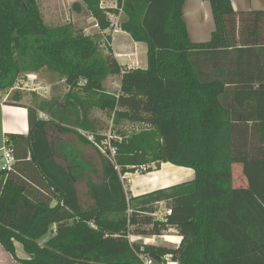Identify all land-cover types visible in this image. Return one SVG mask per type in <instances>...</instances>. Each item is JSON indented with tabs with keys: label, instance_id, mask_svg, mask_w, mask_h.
Masks as SVG:
<instances>
[{
	"label": "trees",
	"instance_id": "trees-1",
	"mask_svg": "<svg viewBox=\"0 0 264 264\" xmlns=\"http://www.w3.org/2000/svg\"><path fill=\"white\" fill-rule=\"evenodd\" d=\"M185 1H123L120 28L146 46V67L123 69L111 51L98 56L99 35L71 24L47 25L37 0H0V91L43 69L70 88L65 108L57 98L35 99L27 106L28 133L5 134L15 162L0 172V243L13 259L142 264L141 253L155 262L170 253L179 264H264V10L235 11L230 0H203L210 4L213 30L208 40L195 42ZM98 3L81 0L73 7L89 11L103 31L110 21ZM113 75L121 76L120 88L109 96L102 83ZM20 99L14 90L4 102L18 105ZM93 107L112 116L109 132L122 139L113 142L114 159L62 125L96 129ZM38 110L49 119H39ZM47 123L58 133L74 132L99 154L101 180L87 183L90 203H81L75 187L81 173L76 158L54 152ZM152 163L194 174L129 195L121 175L130 167L150 172ZM236 163L244 187L233 185ZM160 205L166 212L156 218ZM170 229L180 237L176 248L129 241ZM47 233L53 235L39 244ZM14 242L27 258L17 257Z\"/></svg>",
	"mask_w": 264,
	"mask_h": 264
},
{
	"label": "rangeland",
	"instance_id": "rangeland-1",
	"mask_svg": "<svg viewBox=\"0 0 264 264\" xmlns=\"http://www.w3.org/2000/svg\"><path fill=\"white\" fill-rule=\"evenodd\" d=\"M122 1V0H121ZM124 1V0H123ZM38 6L40 11L43 14L44 21L49 26H58L63 24H71L76 29L82 30L84 34L87 35H99L100 37V45L98 50V56H106L109 51L112 52L114 57L117 59L118 63L121 65L123 69L129 68H143L146 66V46L142 42H135L128 32L123 31L122 29L115 33L114 36L109 33V29L100 30L99 26H96V20L91 15L89 11L83 8L80 11L74 9L73 4L75 2H80L81 0H37ZM191 2V0H190ZM210 8V4L208 1H205ZM198 5V3H195ZM211 11V10H210ZM125 15L122 14L121 22L125 20ZM189 19V17H188ZM211 24V19L209 21ZM212 26V25H211ZM110 34V38L107 35ZM191 40H206L208 38H190ZM139 43V44H136ZM31 75H35L36 79L34 83H31L29 86L23 87V84L20 86L21 88L11 89L8 90H1L0 91V98H4L8 93H13L14 90L19 92L22 96V100L25 102L34 100H49L50 98H57L59 102V109L65 108L64 105H68L70 100L66 97L69 93V86L65 81V78L60 77L57 74L49 73L47 70H40L37 73H28ZM26 76V74L24 75ZM120 75H113L108 76L102 83L103 93L106 95H117L120 88ZM31 94H35L32 96ZM0 99V151L5 145V137L4 132L5 129H10L11 127L14 129H21L25 118L21 112L16 109H7L4 107L2 100ZM71 101H74L73 99ZM68 112L66 117L70 120H73L75 115L73 110L66 109ZM93 117L98 120L96 129L88 130L76 125H70L72 130H75L77 133H80L89 139H92L97 143L96 146L100 149L103 153L108 155L111 159H114V151L115 144L113 142H120L122 139L117 138L116 136L112 135V139H110L108 132L113 127L112 123V116L104 110L98 109L97 107H93L91 109ZM72 112V113H70ZM60 115H62L60 113ZM57 121V119L55 120ZM5 123V127L2 124ZM127 127V130H135L136 128L123 125ZM125 128V127H124ZM48 136L50 140L55 144H63L64 150L68 152H72L74 158L77 157L76 152L80 151L81 147L78 146L75 142L74 137L71 135L66 138L60 139L55 134L54 129L52 126H48ZM114 133V132H112ZM99 139H97V136ZM112 141V143H110ZM9 142H6V144ZM70 145V146H69ZM54 148V147H53ZM57 148L54 149V151ZM76 151V152H75ZM84 157L87 158L86 160L91 164H95L96 168L98 167V156L94 152V150L90 147H87L84 150ZM151 170L150 172H145L146 166L139 167L138 169L134 167H130L129 171L121 175L124 188L129 195L141 192L142 190L146 189L143 185L149 184L150 187L158 186V179L157 174L161 176L168 177L169 179H165L164 184L169 182L178 181V179H171L172 172H177L181 174L182 178L189 177L190 170L183 169V173H180V170L174 171L176 168L172 166V164L164 163L160 164L157 168L156 164H150ZM160 170V171H159ZM179 171V172H178ZM97 172V171H96ZM154 172V173H153ZM97 178V175H95ZM161 177V178H162ZM164 178V177H163ZM232 178H233V185L235 187H244L246 186V179L242 173V166L239 163L232 165ZM97 180V179H96ZM162 180V179H161ZM188 180V179H187ZM78 186L80 191L84 194L85 191V178H81L78 182ZM85 197V196H84ZM86 198V197H85ZM84 204H87V200L83 199ZM166 212L163 205H160L159 210L155 214L156 218H162L164 213ZM174 229H170L168 232L173 234ZM176 232V231H175ZM53 234L47 233L43 236L38 242L39 244L43 245L44 241L50 238ZM169 239H155V243H161L162 241H167ZM130 241V239H129ZM169 240L168 242H170ZM15 252L18 258H26L27 254L24 252L22 246L18 242H14ZM0 264H21V262L17 259H13L11 255L4 249V247L0 243ZM157 264V262L155 263Z\"/></svg>",
	"mask_w": 264,
	"mask_h": 264
},
{
	"label": "crops",
	"instance_id": "crops-1",
	"mask_svg": "<svg viewBox=\"0 0 264 264\" xmlns=\"http://www.w3.org/2000/svg\"><path fill=\"white\" fill-rule=\"evenodd\" d=\"M230 1H231L233 9L235 11L264 10V0H230ZM195 3H198V5H195ZM210 10L211 9L207 5V3L205 1H203V0H191V2H190V0H186L185 1L183 13H184V19H185V23H186V27H187L189 38H208L209 39L210 33L213 30V22H212V16H211V11ZM188 17H189V19H188ZM210 19H211V24L209 23ZM208 39H206V40H208ZM191 41H194V40H191ZM198 41H205V40H200L199 39V40H197L195 42H198ZM137 44H139V43H137ZM145 67H143V68H145ZM11 93H8L4 98H2V99L0 98V99L2 100V103L4 104V107H6L7 109H16L19 112H21V114H23V116L25 118V122H24V124H23L21 129H14L12 127L10 129H8V130L5 129V132H4L5 142H7V140H6L7 137L5 136L6 133H19V134H22V135H26L28 133L27 106H32L34 104V101H35L34 99H31V101L25 102L24 100H22V96L20 94L21 99H20L18 105H12L10 103L4 102V101H6L9 98ZM31 95L33 96V94H31ZM37 117L39 119H41V120H48L49 119L47 114L45 112H43V111H40V110L37 111ZM49 125L52 126V128L54 129L55 134H56V136L58 138L60 137V139H62V138H66V137H69V136L72 135L74 137V139H75L76 144L81 147L80 151H78V152L75 151L76 154H77V157H76L77 172H81L80 176L78 177L79 179L75 183V187L77 189V193H78V195L80 197L81 203L84 204L83 199L87 200L88 201L87 203H90L91 199L87 195V188H88L87 187V183H88V181H93V182L97 181V182H99L101 180V164H100L99 154L97 153V151L95 150L94 147H92L90 145L83 144L81 141H79L77 135L74 132L58 133L55 130V128L53 127L52 123H47L46 124L45 130H46L47 135H48L47 130H48V126ZM62 125L63 126H67V127H69L71 129V127L69 125H67V124H62ZM2 126H4V128H6L5 127L6 126L5 123H3ZM49 140H50V138H49ZM50 142H51L52 149L54 147V149L57 148L56 150H57L58 153H62V154L65 153L63 144L61 146V144H56V143L54 144L52 142V140H50ZM87 147L92 148L94 150V152L98 156V167L97 168H96L95 164H91L90 162H88L86 160L87 158L84 157V153L83 152H84V150ZM57 160H60V158L57 157ZM162 164H164V163H162ZM168 164H170V163H168ZM20 167L24 171L32 173L31 171H29L26 168L25 164L20 165ZM80 167H81V170H80ZM174 167L176 168L174 171L180 170V173H183V169L190 170L189 177L182 178L181 174H177V172H172L171 179H175L177 177L176 179H178V181H173V182H169L167 184H164L165 182H161V181H164L165 179L168 180L169 178L168 177L165 178V176H163L164 177L163 178L161 176L162 174H160V175L157 174V179H158V184L157 185L158 186H155V187L152 188V187H150L149 184L148 185L145 184L143 186L146 189L142 190L141 192L132 194V195L133 196L140 195V194H143L145 192H148V191H151V190H154V189H157V188H162V187H166V186L175 184L176 182H179V181L192 179L194 173H193V171L191 169L183 168V167H176V166H174ZM95 175H97V178L95 177ZM173 175L174 176L178 175V176L174 177ZM82 177L85 178V191H84V194L80 191L79 186H78V182H79V180ZM173 231H174L173 234L167 232L166 234L161 235V236L141 237V236L131 235L130 239L133 240V241H136V239H139L140 242L144 241V242L150 243V244L164 245V246H167V247L176 248L178 246L179 242H180V237L178 235H176L175 230H173ZM157 238L158 239H161V238L169 239L171 241L168 242L169 240H167L166 242L162 241L161 243L152 242V241H155V239H157Z\"/></svg>",
	"mask_w": 264,
	"mask_h": 264
},
{
	"label": "built area",
	"instance_id": "built-area-1",
	"mask_svg": "<svg viewBox=\"0 0 264 264\" xmlns=\"http://www.w3.org/2000/svg\"><path fill=\"white\" fill-rule=\"evenodd\" d=\"M121 1V0H120ZM99 8L105 13L107 16L108 20L110 21V26H109V33H111L112 36H114L115 33H118L121 28H120V20L123 14V0L121 3H118V0H99L98 3ZM96 26L98 24L96 23ZM110 35V34H109ZM36 79L35 75L31 74H26L20 81H18L16 84H14L11 89H17L21 88L20 86L23 84V87L31 85V83H34V80ZM108 135L110 139H112V135L110 132H108ZM90 140H93L92 137ZM98 146V145H97ZM99 147V146H98ZM114 150V149H113ZM15 162V156H14V151L13 147L9 145L8 143L2 148L0 151V172H6L11 169ZM169 213V210L167 211ZM130 239V236H129ZM135 240V239H134ZM130 242H135V243H146L144 241H141L139 239H136V241H133L130 239ZM139 258L142 262V264H155L156 262L150 258L149 256L141 253L139 255ZM157 264H179L177 260H173L172 256L170 253H166L160 261L157 262Z\"/></svg>",
	"mask_w": 264,
	"mask_h": 264
},
{
	"label": "bare ground",
	"instance_id": "bare-ground-1",
	"mask_svg": "<svg viewBox=\"0 0 264 264\" xmlns=\"http://www.w3.org/2000/svg\"><path fill=\"white\" fill-rule=\"evenodd\" d=\"M178 172H179V171H178ZM177 174H178V173H177ZM173 176H174V175H173ZM175 176H178V175H175ZM175 176H174V177H175Z\"/></svg>",
	"mask_w": 264,
	"mask_h": 264
}]
</instances>
